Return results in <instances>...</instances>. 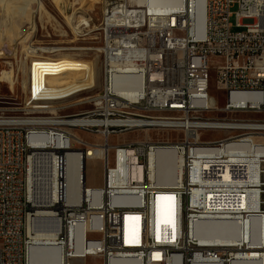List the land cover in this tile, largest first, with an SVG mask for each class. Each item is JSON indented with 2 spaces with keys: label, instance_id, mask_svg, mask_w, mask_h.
Segmentation results:
<instances>
[{
  "label": "built area",
  "instance_id": "1",
  "mask_svg": "<svg viewBox=\"0 0 264 264\" xmlns=\"http://www.w3.org/2000/svg\"><path fill=\"white\" fill-rule=\"evenodd\" d=\"M62 1L72 34L100 43L102 66L39 58L51 51L30 45L16 52L31 72L19 106L0 100V264H41L42 247L45 264H264V0ZM53 77L65 84L50 87ZM85 103L90 111L64 114ZM139 131L145 139L110 147ZM97 137L110 148L100 188L85 172ZM161 150L175 156V185L154 178ZM68 154L85 156L78 180ZM44 183L46 204L37 197ZM161 196L172 199V224L158 235ZM204 226L224 238L206 237ZM39 231L55 233L48 246Z\"/></svg>",
  "mask_w": 264,
  "mask_h": 264
},
{
  "label": "bare ground",
  "instance_id": "2",
  "mask_svg": "<svg viewBox=\"0 0 264 264\" xmlns=\"http://www.w3.org/2000/svg\"><path fill=\"white\" fill-rule=\"evenodd\" d=\"M26 1L27 0H0V17H3L6 22L5 28L0 30V57L12 56L13 54H15V51L18 49L19 45L23 44L24 42L28 40L29 35L35 30L34 19L37 13L40 14L41 18L43 15H47L44 7L41 5L37 6V10L36 11L34 10L35 12L33 15V12H32L33 4L30 1H28L25 4ZM90 1L93 2V5H98L97 0H90ZM38 3L40 4L39 1ZM8 11H12V14H9ZM203 29H204V21H203V16H202L200 20L199 28H198L199 34H202ZM56 50L48 53V54H52V56H39V55H35V56H39V58H42V57L59 58L62 61L68 62L69 65L79 66L80 63H83V62L76 61L72 56L63 54L62 52L56 51ZM39 67H49V60H39ZM33 73L35 77L42 76V74L39 75V72L33 71ZM2 77L5 78L8 82H10L11 86L14 87L15 85L14 79L16 78L14 75V70H11L10 72L2 73ZM63 77H53V78H49V80H46V81H48V84L50 87H55V88L61 87L62 85L65 84ZM66 79L75 80V73L66 72ZM77 86H78L77 84L70 85L68 86V88H66V90L74 91L77 89ZM34 91H38V84H34ZM110 147H112V145ZM109 153H110V148L108 146H106L105 144L100 145V147L97 149L96 152H91L89 154L88 156L89 158L87 159V162L94 161V160L96 161L102 160L106 163L109 160ZM84 161H85V156H82V155L75 156L72 154H68L67 156V163L69 166H73L74 171L77 173V180L80 176L79 175L80 167L78 163L80 164L81 162H84ZM151 166H152L154 178H156V180L160 184L170 185V186L175 185L174 175H175L177 168L179 167H177L176 165L175 156L173 153H171L170 151H166V150L159 151L155 155V157L151 160ZM86 171L87 170L85 169V172ZM45 181L46 179H44V182ZM44 184L46 185V188H45V185H42V184L38 186L37 197L39 199V202L46 204L48 203L46 199L47 198L49 199L48 192H50L49 189L51 187H49L48 183H44ZM78 188H79L78 183L76 181L74 186H71V190L77 191ZM171 200L167 197L161 196L157 198V200L155 201V224H156V231L158 235H159L160 230L165 232L168 226L172 224V216H171L172 211L170 209ZM47 214L48 213L43 211V212H40L39 215L45 216ZM38 220L39 222L42 220L43 222L46 221L45 218H42V219L38 218ZM204 227L205 228H203V231L206 232L205 234L206 237H213V238H218V239L224 238L222 234H213L212 232L213 227L211 226H204ZM54 236H55V233L53 231L48 232V233L39 231L37 232L36 239L40 243H42L43 246H48L51 243L50 241L52 240V238H54ZM47 248L48 247H42L40 250H43V251H41L38 254L36 253L34 255V258L37 262L41 264H45L47 262V252L49 250ZM253 257H256V255L249 256L248 258H253ZM129 262L130 261H127V260H120V261H117L115 264H129ZM237 264H253V263L251 261H246V262L237 263Z\"/></svg>",
  "mask_w": 264,
  "mask_h": 264
},
{
  "label": "rangeland",
  "instance_id": "3",
  "mask_svg": "<svg viewBox=\"0 0 264 264\" xmlns=\"http://www.w3.org/2000/svg\"><path fill=\"white\" fill-rule=\"evenodd\" d=\"M28 1L32 2L33 4L32 6L33 15H34V12L37 10L38 5H41L44 7L47 15H43L41 18L40 14L37 13L38 15H36L34 19L35 30L29 35V38L26 42L19 45L17 49L18 51L21 50V47H25L26 45H30V46H33L34 48H41V49H46L50 51H55L57 49L56 51H60L63 54L72 56L78 62H83V61H80V59L87 60V61L96 60L99 71L101 70L102 59L98 58L96 53L94 52V49L98 48L100 46V43L95 42V41L92 42L89 40L83 41V39H78L74 34H72V29L67 27L66 25L67 23L65 22V19H64V18H67V14L65 13V11L68 12V9L65 7L66 4H64L62 0H27L25 4ZM38 1L40 2V4L38 3ZM94 10H95L94 11V22H95V25L98 26L100 19H101V7L97 6L95 7ZM236 10H237V7H235L232 11L235 12ZM8 13L12 14V11H8ZM62 15L64 18L62 17ZM5 24L6 22L4 18L0 17V30L5 28ZM17 50L15 51V54ZM15 54H13L10 57H0V82H1L0 83V100L5 102V105H8L9 107L19 106V104L22 102L23 85L26 84L28 80V72L31 71V66L30 68L27 69V68L20 67L18 64H16L15 58H14ZM39 56H42V55H39ZM48 56H52V54H49ZM11 62L14 67V75L16 76V79H18V81L14 79L15 81L14 87H12L11 83L2 77V73L10 71V67L8 66V64L11 66ZM24 67L26 66L24 65ZM17 75L19 78H17ZM215 79H216V74L212 73L211 94L213 97L219 98L221 96V93L217 91ZM31 91H34V84H31ZM84 101L85 100H82L81 102L83 103ZM222 106H223V102L220 101L219 107L222 108ZM91 109H92L91 105L89 103H85V104L78 105L75 107L65 108L64 114L87 112V111H90ZM81 136L88 140L93 139L84 134H81ZM146 136L147 134L144 131L131 132V133H126V134H122L119 136H115L109 141V143L110 145L115 146V145H120L123 143L143 140L146 138ZM223 137L224 135L222 133L205 134V138L211 139V140H218ZM152 138L156 139L157 137L156 135H152ZM95 141L98 145L105 144L103 138L97 137L95 138ZM112 157L113 155L111 153L110 154L111 160H112ZM86 170H87L86 171L87 185L90 187H94V188H100L103 184V175H104L103 161L102 160L88 161L86 165ZM88 264H92V263L89 262Z\"/></svg>",
  "mask_w": 264,
  "mask_h": 264
}]
</instances>
